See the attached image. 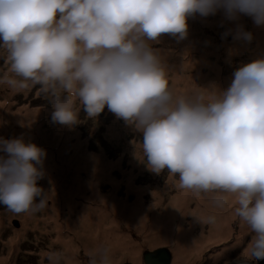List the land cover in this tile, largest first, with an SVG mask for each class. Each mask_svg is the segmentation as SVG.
I'll return each mask as SVG.
<instances>
[{
    "label": "clouds",
    "instance_id": "obj_1",
    "mask_svg": "<svg viewBox=\"0 0 264 264\" xmlns=\"http://www.w3.org/2000/svg\"><path fill=\"white\" fill-rule=\"evenodd\" d=\"M218 11L264 27V0H0L10 77L0 83L16 92L38 86L50 98L52 121L69 127L81 108L95 120L107 106L142 133V158L135 155L150 172L167 170L183 189L234 195L257 264L264 259V55L240 63L225 88L212 82L177 94L167 54L153 47L163 34L185 39L189 18ZM228 34L253 40L243 24ZM46 155L23 135L0 136V205L15 214L46 207L37 183ZM214 203L222 207L225 199ZM48 260L60 264L58 254ZM89 264H112L110 250L97 248Z\"/></svg>",
    "mask_w": 264,
    "mask_h": 264
},
{
    "label": "rangeland",
    "instance_id": "obj_2",
    "mask_svg": "<svg viewBox=\"0 0 264 264\" xmlns=\"http://www.w3.org/2000/svg\"><path fill=\"white\" fill-rule=\"evenodd\" d=\"M207 17L211 21L220 16L217 12ZM222 23L226 26H222ZM228 29L231 28L225 21L219 23L218 27L210 26L209 23L199 25L191 21L189 29L191 31L186 42L183 39L181 42L167 41L166 43L160 39V42L153 46L160 49L172 48L175 56H179L185 48V54L182 57L187 60L189 57L194 59L199 49L216 46L218 54L213 55L212 59L218 63V76L220 74L221 77H226L232 75L240 63L245 62L247 54L246 49L242 51V45L239 48L238 44L229 51L230 53L236 51L231 58L232 66H225L222 63L225 60V55H222L225 43L235 41L232 34L224 35ZM255 44L253 37V40L248 42L247 50H254ZM176 67L177 65H173L172 71ZM205 69L204 67V73H207ZM170 76L168 75V79ZM7 78H10L7 53L0 49V81ZM49 102L50 98L42 94L38 86L31 91L16 92L8 84L0 83V136L5 135V138H9L23 135L26 140H31L46 149L45 175L37 183L44 192L52 193L51 197L45 195L48 205H53L55 209L59 206L60 213H66L72 208L70 214L74 219L75 211L80 210L83 207L82 204L101 200L95 196L101 192L108 202L101 201L109 204L115 217L114 229L127 236L124 238L114 233L116 240L124 239L128 242L130 237V239L142 242L152 241V244L143 243L136 251V256L131 253L128 255L129 251H126L125 255H121L120 259H115V262L112 261V264H146L142 254L146 250L152 251L156 248L169 250L170 264H182L178 262L180 251L183 252L180 260L183 259L185 264H238L250 257L246 245L251 234L247 226L235 216L234 210L230 212L231 219L225 223L221 215L212 219V222H201L209 217L212 218L213 213L203 212L205 218L201 219L199 214L198 217L196 216L197 221L193 223L195 228L189 236L195 239L193 244H199V252L191 249V246L183 241L181 233L190 228L189 213L185 214L189 207L192 210L200 206V212L206 205H210L211 209L221 207L215 204H203L208 200L201 201L204 199L203 194L207 199L211 191L208 193L183 189L179 186L178 176H173L167 170L159 175L150 172L146 165L136 158V155L142 158L139 148L142 133L122 119L115 117L108 111L107 106L103 114H99L95 120L88 119L81 108L79 122L69 127L52 121L51 115L54 109ZM14 113L17 115L14 116ZM15 120L18 121L15 122ZM186 192L190 194L197 192L198 194H195L194 198L186 194L185 197L188 199L185 204L176 206L171 203L172 196L176 198ZM54 194H57V198L52 197ZM210 194H218L219 197L228 195L220 192ZM154 196L158 197L159 202L152 208L150 205ZM229 197L230 203L236 199L232 194H229ZM69 199L76 200L73 202L74 207L72 203L65 202ZM97 204L99 203L95 202L94 206ZM231 207L229 205L228 208ZM43 212L44 209L34 211L37 215ZM143 215L146 224L142 225L140 220ZM21 216L22 213H12L5 206L0 205V256L2 255L4 264H34L38 259L36 258L37 250L40 246L48 245L46 244L48 240L55 238V241H59L63 236L72 237L73 235L72 231L67 229L66 221L62 220L63 223L57 225V229H53L51 234L48 227L41 230L33 229L36 223L32 222L39 224L37 218L24 223ZM68 216L69 214H65L62 219ZM217 223L220 224L217 225ZM23 224L27 229L26 234L17 247L7 248L6 239L11 237L14 229L20 232ZM245 228L248 232L241 241H238L237 239ZM213 233H216L217 237ZM89 235L88 232L85 237L87 244L91 243L88 239ZM106 235L105 242L110 243L111 233H106ZM210 235L213 237L211 240ZM81 245L84 251L80 247L78 253L79 255L80 252L85 253L87 256L85 264H89L91 254L86 252L83 243ZM121 248L124 247L120 245L116 252L119 253ZM52 249L56 254L61 252L57 243L52 245ZM60 257V264H63L62 260L65 261V259H62L61 255Z\"/></svg>",
    "mask_w": 264,
    "mask_h": 264
},
{
    "label": "bare ground",
    "instance_id": "obj_3",
    "mask_svg": "<svg viewBox=\"0 0 264 264\" xmlns=\"http://www.w3.org/2000/svg\"><path fill=\"white\" fill-rule=\"evenodd\" d=\"M219 13V18L216 17L215 20H211L209 19V17L207 18H202L199 15L195 16L194 18H189L188 20V35L189 36V32L191 30V21L198 23L199 25H204L206 23H209L210 26H216L218 27L219 23H221L222 21H225L227 23V25H229V27L231 29H234L236 24H243L244 27L247 30H250L253 33V37L255 39V49L252 51H248V42H244L241 40H235L233 42L230 43H225V48H223V56L225 55V60L222 62L224 63L225 66H229L231 67L233 62L231 60L232 56L234 54H236V51L233 52H229L230 50H232L233 47H236L238 44L239 48L242 45L241 50L244 51L246 49V58H245V63L248 62L249 60L260 56V55H264V27L261 26H256L251 17L246 16V15H241L239 17V19L237 21H229L227 20L222 11H218ZM222 26H226L225 23H222ZM258 32H260V34H257ZM187 37L184 39L186 42ZM161 40L163 42L169 41V42H173V41H177L174 37L168 35V34H163L161 37ZM182 41V40H181ZM179 41V42H181ZM156 45V44H155ZM154 47V46H153ZM167 55H166V64H167V72L168 75H171L169 78V82H170V87L177 93V94H183V93H188L193 89H196L200 86L202 87H207L209 86L212 82H215L216 84H218L221 88H225L229 85L231 79H232V75L226 76V77H221L220 74L218 76V71H219V67H218V63L212 59L213 55H217L218 54V50L216 46H209V47H204L202 49H199L197 52V55L195 56V58L193 59L192 57H189V59H184L182 56L185 54V48L180 52L179 56H175L172 48H166V49H162ZM203 50V51H202ZM202 51V54H201ZM240 51V49H239ZM241 52V51H240ZM243 53V52H242ZM240 54V53H239ZM173 65H177L176 69L174 71H172V66ZM204 67L206 68L205 70H207V73H204ZM17 113H14V116H16ZM101 115V114H100ZM18 120H15V122H17ZM3 137H5V135H2ZM95 173V172H94ZM96 174V173H95ZM78 184V182H77ZM209 193V192H208ZM212 193V192H210ZM208 195V198L205 199L206 195L203 194L204 199H202L201 201H207L206 203L203 204H215L214 200L219 197L218 194H210ZM52 193H46L45 195L46 197H51ZM93 194L95 195V191L93 192ZM190 195V197L194 198L195 194H198L197 192L190 194L189 192L183 193L182 196H178L175 198V196H172L170 198L171 203L177 205H181V204H185L187 202V197H185V195ZM98 198H100L101 200H105L107 201L106 197L99 192L97 195ZM52 197L57 198V194L52 195ZM202 197V196H201ZM232 197V196H231ZM225 199V203L224 205L220 208V209H211L210 205H206L203 207V211H199L200 210V206L199 207H195L192 210L189 209L186 210L185 214L189 213V218L191 219V221L189 222V230L188 231H184L183 233H181L182 238L184 239L183 241L187 244H189L191 246V249H196L199 252V244H193L195 242V239L191 238L189 236L190 233H192L193 229L195 228L193 223L196 220V216L198 217L199 214V218H205V216L203 215V212L206 214H212L213 216L212 218L215 219L217 218L219 215H221L224 219V223L229 221L231 219V213L234 210V206L233 204L235 203V201L233 203H230V197L229 194L224 196ZM101 200H97L95 202H98L99 204L94 206V203H87V204H82V208L80 210H76L75 211V217L74 219H72V216L70 214V211L72 210V208L69 209V211H67L66 213H60L59 212V206H57V208H53V205L51 204H46V207L43 208L44 212L43 213H39L38 215L34 213V211H29V212H25L22 213V218L24 219V223H27L28 221H31L32 218H37L39 221V224L37 222H32V223H36L33 227V229L38 228V230L41 229H45V228H49L50 229V233H53V229H57V225L62 224V220L66 221L65 224L67 226L68 230H71L73 235L72 237H68V236H63L62 238H60L59 241H55L56 239L54 238L53 240L50 239L47 241L46 246H40L39 249L37 250V256L36 258L37 261L34 264H50V261L48 260V256L51 254H56L55 250L52 249V245H54V243H57L59 245V249H60V253L59 255V260H61L60 255L62 256V259H65V261L62 260L63 264H85V262L87 261V256L85 255V253L80 252V255L78 253L79 248L81 247L82 250L83 246L81 245V243H83L85 245V249L86 252L89 254H92V252L94 250H96L97 248L100 247H107L110 250L111 256H112V261L115 262V259H120L121 255H125L127 252L129 251L127 254L129 255V253H131L132 255L136 256V251L138 250L139 247H141L143 245V243L145 244H152V241H139V240H135V239H130L129 237V241H125L124 239H115L114 237V233H117L118 235H121L124 238H127V236L122 233L119 230H115L114 226H115V217L112 213V209L109 206V204L104 201ZM66 203H72L73 207L75 205L76 200L73 199H69L67 201H65ZM108 202V201H107ZM159 202L158 197L154 196L153 197V202L150 205V207L154 208ZM228 204H227V203ZM170 203V205H171ZM229 205H231V208H228ZM186 206V205H185ZM183 206V207H185ZM77 209V207L75 208ZM220 210V212H219ZM65 214H69V216L66 219H62L63 216ZM230 217V218H229ZM229 218V219H228ZM141 224H146V220L144 215L141 217ZM38 224V225H37ZM220 223H217V225H219ZM27 229L23 224V227L21 229L20 232H18L17 229H14V233L11 235L10 238L6 239L7 243L6 246L7 248H14L17 247L19 241L22 239V237L26 234ZM41 232V231H40ZM88 232L90 233V235L88 236V239L91 241L90 244L85 243V237H87ZM248 232L247 228H245L242 233L240 234L239 238L237 239L238 241H241L246 233ZM106 233H111V242L107 243L105 242V237H107ZM217 233V232H216ZM216 233H213L214 236L217 237ZM130 236V235H128ZM98 237V238H97ZM121 237V238H122ZM210 240L213 238L212 235L209 236ZM52 242V243H51ZM51 243V244H49ZM193 244V245H192ZM107 245V246H106ZM120 245H122V247H124L123 249L121 248V251L118 253L116 252V250L119 249ZM147 251V250H146ZM116 252V253H115ZM183 252L180 251L179 252V257H178V262L185 264L184 260H180V258L182 257ZM2 256V255H1ZM0 256V263H3V257ZM66 262V263H65Z\"/></svg>",
    "mask_w": 264,
    "mask_h": 264
},
{
    "label": "water",
    "instance_id": "obj_4",
    "mask_svg": "<svg viewBox=\"0 0 264 264\" xmlns=\"http://www.w3.org/2000/svg\"><path fill=\"white\" fill-rule=\"evenodd\" d=\"M100 114L102 115L103 111ZM167 250L165 248H156L152 251H145L142 254V257H144L143 260H145L146 264H170L171 254L169 250ZM249 261H251V264H255V262L251 260L250 257L239 262L238 264H249ZM259 261L257 262V264L259 263Z\"/></svg>",
    "mask_w": 264,
    "mask_h": 264
},
{
    "label": "trees",
    "instance_id": "obj_5",
    "mask_svg": "<svg viewBox=\"0 0 264 264\" xmlns=\"http://www.w3.org/2000/svg\"><path fill=\"white\" fill-rule=\"evenodd\" d=\"M258 264H264V259H261Z\"/></svg>",
    "mask_w": 264,
    "mask_h": 264
},
{
    "label": "flooded vegetation",
    "instance_id": "obj_6",
    "mask_svg": "<svg viewBox=\"0 0 264 264\" xmlns=\"http://www.w3.org/2000/svg\"><path fill=\"white\" fill-rule=\"evenodd\" d=\"M144 262V261H143Z\"/></svg>",
    "mask_w": 264,
    "mask_h": 264
}]
</instances>
